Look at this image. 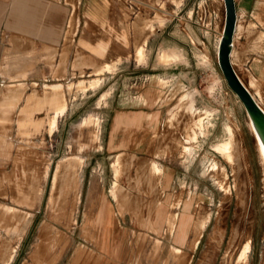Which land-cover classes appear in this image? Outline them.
<instances>
[{
    "label": "rangeland",
    "instance_id": "obj_1",
    "mask_svg": "<svg viewBox=\"0 0 264 264\" xmlns=\"http://www.w3.org/2000/svg\"><path fill=\"white\" fill-rule=\"evenodd\" d=\"M120 2L125 57L41 80L0 64V264H264V167L218 63L223 1ZM250 35L234 66L264 98V42ZM116 109L158 112L148 150H110Z\"/></svg>",
    "mask_w": 264,
    "mask_h": 264
},
{
    "label": "crops",
    "instance_id": "obj_2",
    "mask_svg": "<svg viewBox=\"0 0 264 264\" xmlns=\"http://www.w3.org/2000/svg\"><path fill=\"white\" fill-rule=\"evenodd\" d=\"M236 6L238 22L233 64L238 35L245 37L246 32H250L253 44L254 37L262 35L264 42V0H236ZM122 8L120 0H0V64L2 60L5 63L11 57L8 68L10 73L22 76L29 72L31 78L41 80L60 65L62 72L79 73L90 69L85 62L92 59L107 62L120 56L125 57L129 51L134 50L135 36L128 27ZM144 25L147 26V22L142 23L140 20L136 29L142 32ZM152 38H149L147 47ZM140 49L143 51L144 47L140 46ZM259 54L264 55V52ZM162 56L180 57L169 49ZM178 67H166L169 70L167 75L170 77L171 70ZM247 87H254L255 94L250 91L264 109L259 82L251 78L250 86ZM160 101L157 100V103ZM149 113L143 109L114 110L109 130L110 150H129L134 153L148 150L150 144L141 150L143 139L140 136L147 130L151 132L159 118L158 112L151 113L154 114L151 118L148 117ZM135 138L139 139L136 141ZM177 214L179 217L183 215L181 211ZM186 232L184 225L177 226L178 238L184 241L182 244L176 242L178 246L186 244L183 235Z\"/></svg>",
    "mask_w": 264,
    "mask_h": 264
},
{
    "label": "water",
    "instance_id": "obj_3",
    "mask_svg": "<svg viewBox=\"0 0 264 264\" xmlns=\"http://www.w3.org/2000/svg\"><path fill=\"white\" fill-rule=\"evenodd\" d=\"M224 2L226 16L223 34L219 43L218 63L228 86L243 103L264 147V109L245 85L232 62L238 22L236 0H224Z\"/></svg>",
    "mask_w": 264,
    "mask_h": 264
},
{
    "label": "bare ground",
    "instance_id": "obj_4",
    "mask_svg": "<svg viewBox=\"0 0 264 264\" xmlns=\"http://www.w3.org/2000/svg\"><path fill=\"white\" fill-rule=\"evenodd\" d=\"M223 1V3H224V7H225V2H224V0H222ZM225 16H226V8H225ZM224 25H225V21H224ZM224 25H223V29H222V32L220 33V40H221V37H222V34H223V30H224ZM220 40H219V43H220ZM218 50H219V44H218ZM233 52H234V50H233ZM218 53V52H217ZM232 56H233V53H232ZM232 62H233V58H232ZM55 92H57L56 94H59L58 93V91H54V93ZM19 95V94H18ZM55 94H51V96H54ZM57 96V95H56ZM240 100V99H239ZM49 103V102H48ZM51 103V102H50ZM52 104V103H51ZM67 109V108H66ZM248 114V113H247ZM248 117H249V115H248ZM249 120H250V127H251V130H252V132H253V134L255 135V137H256V140H257V144H258V149H259V153H260V156H261V160H262V164H263V167H264V147H263V145H262V143H261V140H260V138H259V136H258V134H257V132H256V129H255V127H254V125H253V123H252V120L250 119V117H249ZM143 171V170H142ZM61 175V174H60ZM60 175H57L58 177L60 176ZM62 176V175H61ZM60 176V177H61ZM63 178V177H62ZM61 180V179H60ZM59 179H58V181H60ZM108 220H109V218H108ZM107 220V221H108ZM109 222V221H108ZM106 227H107V225H106ZM108 231V230H107ZM13 258V257H12Z\"/></svg>",
    "mask_w": 264,
    "mask_h": 264
}]
</instances>
